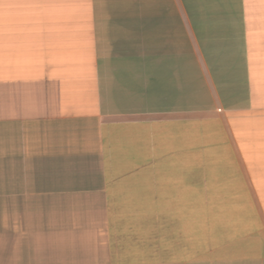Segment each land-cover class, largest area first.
Returning <instances> with one entry per match:
<instances>
[{
	"label": "crops",
	"instance_id": "obj_1",
	"mask_svg": "<svg viewBox=\"0 0 264 264\" xmlns=\"http://www.w3.org/2000/svg\"><path fill=\"white\" fill-rule=\"evenodd\" d=\"M0 264H264V0H0Z\"/></svg>",
	"mask_w": 264,
	"mask_h": 264
}]
</instances>
